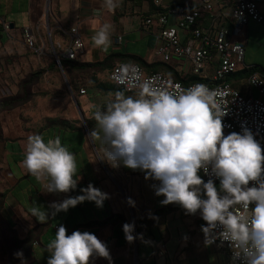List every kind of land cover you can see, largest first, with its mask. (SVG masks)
<instances>
[{
	"label": "clouds",
	"instance_id": "clouds-1",
	"mask_svg": "<svg viewBox=\"0 0 264 264\" xmlns=\"http://www.w3.org/2000/svg\"><path fill=\"white\" fill-rule=\"evenodd\" d=\"M101 6L115 11L120 0H101ZM112 31V24H102L92 36L95 47L106 52ZM112 79L125 90L116 91L104 109L93 113L96 123L89 137L99 142L98 159L114 168L140 170L146 180L158 182L151 186L156 196L164 197L161 205L177 204L186 215L199 213L206 222L201 225L205 246L227 243L237 264H264V147L247 127L225 135L226 94L205 83L184 88L145 78L131 61L118 64ZM22 165L48 193H69L80 180L76 155L59 136L45 142L40 134L30 135ZM201 172L219 179V186L213 178L205 181ZM81 191L52 202L49 209L32 207L31 215L46 223L85 201L103 207L110 198L92 183ZM128 201L135 206L131 197ZM134 228V222L123 225L129 243L136 239ZM47 251L48 264H90L93 257L111 261L106 242L97 235L80 230L69 235L63 224Z\"/></svg>",
	"mask_w": 264,
	"mask_h": 264
},
{
	"label": "crops",
	"instance_id": "crops-1",
	"mask_svg": "<svg viewBox=\"0 0 264 264\" xmlns=\"http://www.w3.org/2000/svg\"><path fill=\"white\" fill-rule=\"evenodd\" d=\"M55 3L58 9L59 26L66 30L73 25L79 26L85 47L77 60L101 61L113 52L137 55L149 63L162 60L161 56L154 52L159 43L158 33L152 28H147L143 23L144 15L151 11L148 0H120V6L115 11H108L102 7L101 0H55ZM32 4L33 0H0V44L9 41L8 35L3 31L4 22L10 25L13 23V26L11 25L13 31L33 24ZM164 4L195 7L197 0H164ZM259 5L264 14V0H259ZM18 13L20 15H17ZM22 15L28 18L27 24L22 23L25 24L23 27H17V21L21 23L24 20ZM104 23L113 25L112 43L106 52L95 47L92 41V36ZM169 23L175 24L174 16L170 17ZM120 36L122 38L119 40ZM181 36L183 37L182 34ZM242 37L246 41V61L249 46L255 41L264 44V22L250 21ZM65 38L67 36L64 34L57 39V43L65 44ZM118 60L120 59L113 60L111 66L105 70L109 72ZM93 71L99 72V70ZM97 78L109 85L115 84L109 78ZM92 83L91 81L86 86L80 83V88H85L86 92L77 93L78 99L74 98L78 103L76 106L79 109V117L73 121L65 118L73 122L74 128L46 126L36 133L40 134L45 142L59 136L62 144L76 155L80 177L77 188L69 193L45 192L43 185L22 165L27 138L17 139L0 145V191L6 194L0 212L12 228L17 230L19 238L26 240L25 244L31 249V264H48L51 253L47 251V245L55 237V232L61 224L66 226L69 235L76 230L88 231L106 242L111 253V261L103 257H93L90 264H132L137 257L140 264H153V260L159 264L157 251L151 255L150 245L152 244L156 249L161 244L160 233L164 236L166 247L171 239L176 240L173 251L167 249L166 254L168 263L175 264L177 247L189 245V238L194 239L193 236L197 230L195 224L198 220L202 224L204 221L199 213L195 216L186 215L177 204H169L166 206H173V208L163 217L165 221L162 219L165 225L159 223L162 231L159 233L154 230L158 241L146 229L142 232V236L140 234L136 237L134 242L126 241L123 226L119 220L113 219V214L123 213L129 219L140 218L165 207L160 203L164 197L155 195L151 185L158 182L146 180L142 171H134L124 166L114 168L98 159L99 142L93 143L89 137V132L96 123L92 116L94 111L104 109L106 102L121 89L100 90ZM126 94L133 95L134 92L126 91ZM89 183L110 194V198L104 201L103 207H97L94 201H85L67 212L61 211L55 216H50L46 223L39 222L31 215L32 207L49 209L54 201H62L68 196L82 195L81 189L86 188ZM129 197L135 201V206L129 203ZM136 244L137 251L139 245V256H137L138 252L137 255L135 254Z\"/></svg>",
	"mask_w": 264,
	"mask_h": 264
},
{
	"label": "built area",
	"instance_id": "built-area-1",
	"mask_svg": "<svg viewBox=\"0 0 264 264\" xmlns=\"http://www.w3.org/2000/svg\"><path fill=\"white\" fill-rule=\"evenodd\" d=\"M153 2L164 9L143 17L144 25L158 33L159 43L154 52L160 55L163 61L175 64L176 68L185 74H200L209 81L185 83L164 71H148L141 64L133 63L141 67L145 78L157 77L161 83L171 81L173 84H181L184 88L196 83H205L211 89L221 90L229 102L228 113L223 118L225 135L233 131L242 132V128L247 127L264 147V74L254 72L246 77L244 90L235 87L226 78L231 72L249 67L245 63L246 41L242 36L250 21L261 22L264 19L259 0H197L195 7L167 6L164 0ZM171 16L175 18L174 25L169 23ZM3 31L8 37L12 36L13 29L10 23H3ZM20 31L25 42L34 51L43 52V47L38 45L37 29L33 24L23 27ZM180 32H183V37ZM65 35L67 36L65 44L57 43V50L54 47L57 59H78L85 47L79 26H71L65 31ZM121 38L120 36L118 39ZM122 62L124 61L113 64L109 70V79L124 89L123 85L112 79L116 66ZM80 92L85 93L86 89L81 88ZM201 173L205 181L209 178L215 179V182L219 181L215 177ZM205 223L204 221L203 224ZM210 246L218 250L223 249L228 254L227 264H237L232 259L227 243L221 247L217 241ZM166 250V245L161 243L157 254L164 255Z\"/></svg>",
	"mask_w": 264,
	"mask_h": 264
},
{
	"label": "rangeland",
	"instance_id": "rangeland-1",
	"mask_svg": "<svg viewBox=\"0 0 264 264\" xmlns=\"http://www.w3.org/2000/svg\"><path fill=\"white\" fill-rule=\"evenodd\" d=\"M46 2L47 0H33L32 6L33 26L37 29L38 45L43 47V52L34 51L25 42L20 30L12 31L9 41L0 44V100L4 104L13 101V104L0 109V145L36 134L49 124L50 118L76 120L79 109L75 103V99H78L75 85L80 86L81 83L86 86L94 76L109 77L108 70L95 73L92 68H63L57 63L53 48L58 49L57 39L67 30L59 26L55 0H49L48 7ZM23 19L21 23L17 21V27H23L25 24L22 23L27 24L28 18L25 16ZM245 63H258L264 67L263 43L255 41L249 46ZM134 219H131L132 223ZM201 225L202 222L198 220L194 239L189 238V245L177 247L175 264H190L192 258L198 263L204 262L206 253L211 264L228 263V254L223 249L205 246ZM17 239H20L17 230L0 217V264H31V249ZM175 244L176 240L173 238L167 242L166 248L173 251ZM17 253L22 255L18 256ZM166 254L167 252L164 255L158 254L157 262L174 264L168 263ZM132 264L139 262L134 259Z\"/></svg>",
	"mask_w": 264,
	"mask_h": 264
},
{
	"label": "trees",
	"instance_id": "trees-1",
	"mask_svg": "<svg viewBox=\"0 0 264 264\" xmlns=\"http://www.w3.org/2000/svg\"><path fill=\"white\" fill-rule=\"evenodd\" d=\"M148 1L150 2V8H151V11L149 13L164 10L161 6L155 5L153 0H148ZM32 6H33V4H32ZM171 6L173 7V5H171ZM149 13H146V15ZM255 22H257V21H255ZM261 22H264V19ZM180 34H183V32H180ZM116 58L120 59L118 61H124V62H129V61H131L130 59H134L131 62H137V63L141 64L148 71H164V72L172 75L175 79L181 80L185 83L188 81L191 82V81H197V80L206 81V82L209 81V79L207 77H204L203 75H200V74H192V73L185 74L184 72L178 70L176 68L175 64H173L172 62H166V61L160 60V61H155V62L149 63L144 58H142L140 56L133 55V54L121 53V52H113V53L107 55L105 59H103L101 61H95V62L79 61L77 59H65V58H60V62H61V65L63 66V68L68 66L69 68L78 69V70L79 69H81V70L90 69V68H92L93 70H105L106 68L111 66V62L113 60H115ZM248 66L249 67L240 68L237 71L229 73L226 77L227 80L231 81L235 87H239L241 90H244V88H245L244 87V85H245L244 79L246 77H248L250 74H252L254 72H260V73L264 74V67L262 65H259L258 63H255V64L253 63V64H248ZM91 81L93 82L92 84L100 90H108L111 88H118V89L124 90L122 87L116 86L115 84L109 85L104 81H99L96 76H94L91 79ZM75 89H77L78 93H81L80 92L81 88L79 85H75L74 90ZM11 104H13V101H11L10 103L7 102L4 104V102L0 100V109H3L4 107L11 105ZM87 123H88V125L90 124L88 120H87ZM47 126H54V127L57 126V127H63V128H74L75 127L73 122H71L70 120L65 119V118H50L49 124ZM201 175H202V173H201ZM216 184H217V186H219V181L216 182ZM5 195L6 194L4 191L0 192V209L2 208L4 199H5ZM172 208H173V206H165L163 208H160V209L153 211L152 213H148L144 216H141L140 218L136 217L134 219L135 228H134L133 235L135 236V234H136V237H138V236H140V234H142L144 229H146V231L150 235H153L155 240L158 241V236L155 237V231L159 232V233H160V231H162V230H160V224L159 223H162L163 225H165V222H164L165 219L163 217L165 216L166 213H169ZM0 217H1V220L3 222H7L6 219L2 216L1 212H0ZM112 217L115 220H119L121 222L122 226L125 223H132L131 219L127 218L123 213L113 214ZM162 219H164V221H162ZM7 223L9 224V222H7ZM89 223L92 224L93 222H89ZM153 227H155V228H153ZM160 239H162V240H160ZM159 240L161 241L160 243H165L164 242L165 241L164 236H162L161 233L159 235ZM17 241H20L24 245L26 243V240H22V239H17ZM158 247H156V249H155V247L152 244L150 245V249H151V253H152L151 255H153L154 252H156L158 250ZM137 252H138L137 256H139V245H138V251ZM205 257H206V261L200 262V263H198L195 258H192L190 260V264H211L209 259H208L207 253L205 254ZM137 260L139 262L138 257H137ZM153 264H156L155 260H153Z\"/></svg>",
	"mask_w": 264,
	"mask_h": 264
},
{
	"label": "water",
	"instance_id": "water-1",
	"mask_svg": "<svg viewBox=\"0 0 264 264\" xmlns=\"http://www.w3.org/2000/svg\"><path fill=\"white\" fill-rule=\"evenodd\" d=\"M46 6L48 7V5H49V0H47V2H46ZM12 26H13V23L11 24ZM51 43H52V46H53V42H52V39H51ZM53 50H54V48H53ZM54 54H55V56H56V53L54 52ZM56 59H57V57H56ZM57 63L61 66V63H60V60L59 59H57ZM66 77V76H65ZM72 93H73V91H72ZM75 102H76V100H75ZM76 104H78L77 102H76ZM85 127L87 128V126L85 125ZM135 254L137 255V244L135 245Z\"/></svg>",
	"mask_w": 264,
	"mask_h": 264
}]
</instances>
